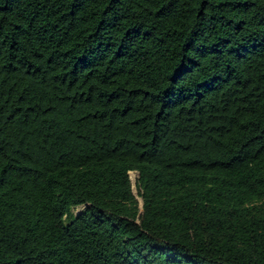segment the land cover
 I'll list each match as a JSON object with an SVG mask.
<instances>
[{"label": "trees", "instance_id": "obj_1", "mask_svg": "<svg viewBox=\"0 0 264 264\" xmlns=\"http://www.w3.org/2000/svg\"><path fill=\"white\" fill-rule=\"evenodd\" d=\"M0 264H264V0H0Z\"/></svg>", "mask_w": 264, "mask_h": 264}, {"label": "rangeland", "instance_id": "obj_2", "mask_svg": "<svg viewBox=\"0 0 264 264\" xmlns=\"http://www.w3.org/2000/svg\"><path fill=\"white\" fill-rule=\"evenodd\" d=\"M130 176H131L134 192L137 195L138 194V189H137V186H136L137 185L136 181H137V178H138V173L137 172H130ZM80 210H81V207H77V208L74 209V212L78 213Z\"/></svg>", "mask_w": 264, "mask_h": 264}]
</instances>
